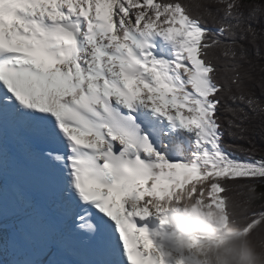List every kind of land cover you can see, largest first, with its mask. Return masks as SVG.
Listing matches in <instances>:
<instances>
[{
    "label": "snow or ice",
    "instance_id": "1",
    "mask_svg": "<svg viewBox=\"0 0 264 264\" xmlns=\"http://www.w3.org/2000/svg\"><path fill=\"white\" fill-rule=\"evenodd\" d=\"M243 8L241 0H209L195 13L181 0H0L3 264H169L133 217L160 214L186 191L224 201L232 186L248 188L245 199L231 198L251 202L264 160L226 153L218 115L225 96L264 113L236 39L255 41L264 4ZM224 108L247 118L244 108ZM10 140L25 144L22 158ZM36 189L54 200L57 220L34 203ZM261 214L251 210L249 222Z\"/></svg>",
    "mask_w": 264,
    "mask_h": 264
},
{
    "label": "clouds",
    "instance_id": "2",
    "mask_svg": "<svg viewBox=\"0 0 264 264\" xmlns=\"http://www.w3.org/2000/svg\"><path fill=\"white\" fill-rule=\"evenodd\" d=\"M250 211L251 203L209 199L203 190L165 203L157 219L167 228L169 264H264V214L250 223Z\"/></svg>",
    "mask_w": 264,
    "mask_h": 264
},
{
    "label": "trees",
    "instance_id": "3",
    "mask_svg": "<svg viewBox=\"0 0 264 264\" xmlns=\"http://www.w3.org/2000/svg\"><path fill=\"white\" fill-rule=\"evenodd\" d=\"M181 2L187 4L195 13L202 12L203 6L209 0H181ZM241 2L244 5L245 15H247L252 3L264 4V0H241ZM202 19L207 28L216 30V25L209 17L204 16ZM253 27L257 30L255 41H252L247 33H237L238 43L246 50V59L238 60V62L243 69L249 72L251 77L245 80V84L254 98L260 102L261 107H264V14L259 17L258 21L254 22ZM242 36L243 38H241ZM212 55L214 57L213 63L219 69V74L225 75L226 58L222 55L221 50L215 49ZM224 105L244 108L247 118L243 119L242 123L237 121L230 113L226 112ZM218 115L221 117L222 146L226 153L240 161L264 160V113L259 112V110L253 111L247 107L246 103L238 100L234 102L225 96L221 100ZM229 119L234 120V123H241V126L246 130L241 133L236 127H230L227 123ZM232 187L233 191L229 192L228 195L235 199L243 200L249 194L248 188ZM251 187V195L254 197L250 202L251 210L254 212L264 211V179H256Z\"/></svg>",
    "mask_w": 264,
    "mask_h": 264
},
{
    "label": "bare ground",
    "instance_id": "4",
    "mask_svg": "<svg viewBox=\"0 0 264 264\" xmlns=\"http://www.w3.org/2000/svg\"><path fill=\"white\" fill-rule=\"evenodd\" d=\"M9 150L12 152V154H14V151H16V150L24 151V150H25V144H24L23 142H19V143L16 142V145H15V146H10V145H9ZM18 157L20 158V154L18 155ZM187 158H188V159H191V153H190V152L188 153ZM33 171L36 173L37 176L39 175V172L36 171V166H35V168L33 169ZM186 187H187V186H186ZM38 191H39V189H36V190L32 191V193H33V192H34V193H35V192L37 193ZM194 195H195V194H194ZM33 201H34V203H36V204L39 206V203H38L36 200L33 199ZM147 218H154V219H157V215H152V216H149V217H147ZM165 228H166V227H165ZM166 230H167V228H166ZM161 250L164 251V252H167V251H168V248L161 247Z\"/></svg>",
    "mask_w": 264,
    "mask_h": 264
},
{
    "label": "rangeland",
    "instance_id": "5",
    "mask_svg": "<svg viewBox=\"0 0 264 264\" xmlns=\"http://www.w3.org/2000/svg\"><path fill=\"white\" fill-rule=\"evenodd\" d=\"M0 264H3V261L2 260H0Z\"/></svg>",
    "mask_w": 264,
    "mask_h": 264
}]
</instances>
